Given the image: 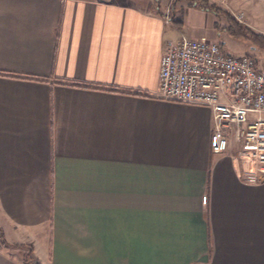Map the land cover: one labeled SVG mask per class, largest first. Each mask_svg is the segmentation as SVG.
Here are the masks:
<instances>
[{"label":"crops","instance_id":"0c3cea01","mask_svg":"<svg viewBox=\"0 0 264 264\" xmlns=\"http://www.w3.org/2000/svg\"><path fill=\"white\" fill-rule=\"evenodd\" d=\"M164 9L0 0V264H264V181L158 96Z\"/></svg>","mask_w":264,"mask_h":264},{"label":"built area","instance_id":"2783aa9c","mask_svg":"<svg viewBox=\"0 0 264 264\" xmlns=\"http://www.w3.org/2000/svg\"><path fill=\"white\" fill-rule=\"evenodd\" d=\"M256 61L251 54L227 53L219 43L181 36L161 56L157 91L161 99L211 109V150L225 152L230 138L249 183L264 181V70Z\"/></svg>","mask_w":264,"mask_h":264},{"label":"rangeland","instance_id":"374dc122","mask_svg":"<svg viewBox=\"0 0 264 264\" xmlns=\"http://www.w3.org/2000/svg\"><path fill=\"white\" fill-rule=\"evenodd\" d=\"M167 0H160L161 6L169 11L170 17H174L175 27L170 35L171 40H177L181 36L189 38H204L207 41L217 42L222 48L233 55L251 54L256 58V69L264 70V49L242 36H232L226 30L227 22L224 16L197 8L188 0H178L174 5L178 8L165 6ZM216 3L221 8L229 11L232 15L240 17L238 22L243 23L253 31L260 33L264 26V5L250 3L251 0H208ZM178 16V17H177ZM252 18V19H251ZM171 19V18H170ZM181 30V31H180ZM184 35H180V32ZM262 34V33H261ZM264 35V34H263ZM25 248V247H24Z\"/></svg>","mask_w":264,"mask_h":264},{"label":"trees","instance_id":"16d2710c","mask_svg":"<svg viewBox=\"0 0 264 264\" xmlns=\"http://www.w3.org/2000/svg\"><path fill=\"white\" fill-rule=\"evenodd\" d=\"M178 1V0H174ZM190 3L197 8L207 10L209 12H213L218 15H222L225 17L226 22H227V28L226 30L228 31L229 34L232 36H242L252 42V44L259 46L260 48L264 49V35L261 33H257L250 29L249 27L245 26L243 23L238 22L237 19L235 18L234 15H232L229 11L221 8L214 2H210L208 0H188ZM171 22L174 23V17H171ZM175 23H179L176 21ZM0 244L6 245V242L3 237V231L0 228ZM27 252L25 254L26 261L28 262H33L34 264H39L37 260H33L30 258L31 255V247L28 246Z\"/></svg>","mask_w":264,"mask_h":264}]
</instances>
